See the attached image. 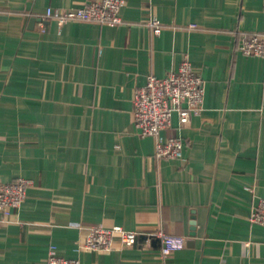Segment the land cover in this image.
Returning <instances> with one entry per match:
<instances>
[{
	"label": "crops",
	"instance_id": "0c3cea01",
	"mask_svg": "<svg viewBox=\"0 0 264 264\" xmlns=\"http://www.w3.org/2000/svg\"><path fill=\"white\" fill-rule=\"evenodd\" d=\"M89 1L0 0V184L33 183L0 221V264H47L52 246L82 264H264V226L249 221L264 196V58L239 49L264 33V0H124L114 26L44 16ZM185 58L203 109L173 115L159 140L182 138L183 158L158 159L134 91ZM97 225L138 242L79 252ZM160 231L186 246L163 258Z\"/></svg>",
	"mask_w": 264,
	"mask_h": 264
},
{
	"label": "built area",
	"instance_id": "2783aa9c",
	"mask_svg": "<svg viewBox=\"0 0 264 264\" xmlns=\"http://www.w3.org/2000/svg\"><path fill=\"white\" fill-rule=\"evenodd\" d=\"M124 6V0H93L74 9L48 8L44 16L53 18L61 24L80 20L114 26L122 22L120 13ZM148 25L155 35L161 33V23L157 19H150ZM192 28H196V25H192ZM239 49L246 56L264 58V33L242 36ZM203 101V78L187 58L181 62L176 71L170 72L166 77L159 78L150 74L146 84L135 89L134 127L141 136L156 139L154 153L156 158L166 160L183 158L182 138L175 136L159 140V137L163 131L171 127L175 113L182 125L189 123L193 116H199L203 109ZM32 184L31 180L24 178L0 184V221H4L12 210L21 207ZM249 221L264 226V196L253 207ZM139 235L138 231H128L120 226H92L77 250L109 252L115 249L117 244L134 246L138 242ZM157 236L161 239V256L165 259L186 246L184 237L169 235L163 231L158 232ZM47 264H82V261L80 258L61 256L52 246L48 253Z\"/></svg>",
	"mask_w": 264,
	"mask_h": 264
}]
</instances>
